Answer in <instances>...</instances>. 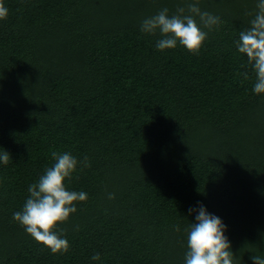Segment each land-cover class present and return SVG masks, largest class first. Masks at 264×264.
<instances>
[{
  "label": "trees",
  "instance_id": "1",
  "mask_svg": "<svg viewBox=\"0 0 264 264\" xmlns=\"http://www.w3.org/2000/svg\"><path fill=\"white\" fill-rule=\"evenodd\" d=\"M184 2L4 0L0 264H185L200 203L227 225L234 264L264 258V93L235 44L257 0H199L221 18L199 53L158 50L141 21ZM53 151L91 163L66 181L88 199L58 226L60 254L13 219Z\"/></svg>",
  "mask_w": 264,
  "mask_h": 264
},
{
  "label": "clouds",
  "instance_id": "2",
  "mask_svg": "<svg viewBox=\"0 0 264 264\" xmlns=\"http://www.w3.org/2000/svg\"><path fill=\"white\" fill-rule=\"evenodd\" d=\"M8 11L4 0H0V20L7 18ZM220 23L219 16L201 10L199 0H185L171 15L165 7L144 18L140 30L150 35L160 34L161 38L156 42L158 50L175 48L179 43L191 53L198 54L208 37V32L203 29L210 31ZM235 44L238 52L246 55L247 65L255 74L252 91L257 95L264 93V0H257L250 26L239 32V39ZM237 75H242L244 80L251 79L247 71L238 72ZM51 157L53 165L46 168L38 181L29 186L30 195L22 210L13 213V219L36 242L50 249L52 254H60L69 251L70 243L62 235L64 229L57 231L58 226L77 212L78 203L88 199V194L84 191L69 190L66 181L72 179L78 164L81 165L80 171H83V168L91 167V163L87 156L78 161L70 152L53 151ZM11 159L8 151H0V163L7 165ZM108 198L115 199V193H109ZM192 212L198 214L195 217L196 222H191L185 229V264H234L235 254L231 250L229 238L225 235L227 225L219 216L209 213L202 203L198 209L190 208L189 213ZM174 228L177 232L180 231L178 224ZM91 259L100 260V253H95ZM252 260L254 264H264L261 256L254 255Z\"/></svg>",
  "mask_w": 264,
  "mask_h": 264
}]
</instances>
